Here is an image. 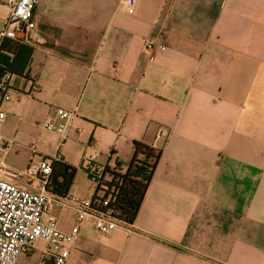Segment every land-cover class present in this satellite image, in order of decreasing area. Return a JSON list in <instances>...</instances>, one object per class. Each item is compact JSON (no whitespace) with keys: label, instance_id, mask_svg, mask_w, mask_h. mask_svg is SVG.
Here are the masks:
<instances>
[{"label":"crops","instance_id":"0c3cea01","mask_svg":"<svg viewBox=\"0 0 264 264\" xmlns=\"http://www.w3.org/2000/svg\"><path fill=\"white\" fill-rule=\"evenodd\" d=\"M12 1L0 2V33ZM128 8L36 0L26 72L0 79V163L39 191L34 169L60 152L77 169L68 194L90 198L87 160L125 169L142 141L162 153L129 229L102 233L52 208L61 231L79 227L65 264H264V0ZM151 34L165 46L153 54ZM58 108L74 112L66 139L44 127ZM48 247L37 240L18 264H38Z\"/></svg>","mask_w":264,"mask_h":264},{"label":"built area","instance_id":"2783aa9c","mask_svg":"<svg viewBox=\"0 0 264 264\" xmlns=\"http://www.w3.org/2000/svg\"><path fill=\"white\" fill-rule=\"evenodd\" d=\"M122 1L129 6L128 11L132 13L136 0ZM35 4L36 0H14L10 3L9 15L0 33L1 40L21 39L30 45L38 41ZM144 47L149 54H153L157 48H165L153 34L145 38ZM10 75L7 72L4 77L9 78ZM2 88H5L4 84ZM57 115V123L46 122L44 127L60 133L66 139L74 112L58 108ZM5 118L6 112L0 106V145L3 143ZM32 148L36 151L35 147ZM54 161H62L60 152L52 160L42 156L39 165L34 169L42 178L43 187L39 191L26 189L11 181L9 178L17 177L25 171L5 168L0 163V264H18L20 255L28 252L39 239L45 241L49 247L44 250L48 257H42L38 264L67 262L70 255L69 245H73L79 227L75 224L69 232L61 231L57 227L56 216L51 213L53 207L72 208L77 222L91 218L102 233H108L116 227L130 228L131 224L116 218L113 209L107 207L116 190L109 184L111 177L104 172L105 165L99 166L90 160L86 162V171L94 185L92 197L70 194L59 197L47 190ZM95 196L102 200L97 202Z\"/></svg>","mask_w":264,"mask_h":264},{"label":"trees","instance_id":"16d2710c","mask_svg":"<svg viewBox=\"0 0 264 264\" xmlns=\"http://www.w3.org/2000/svg\"><path fill=\"white\" fill-rule=\"evenodd\" d=\"M33 53V47L21 39L5 38L0 46V79L7 73L24 74ZM162 150L142 141H133V155L124 169L120 162L106 164L104 172L111 177L110 185L116 193L110 200L114 216L132 224L139 212L145 192L152 180ZM47 190L64 197L69 193L76 174V167L63 161H54ZM98 202L102 200L94 197Z\"/></svg>","mask_w":264,"mask_h":264}]
</instances>
